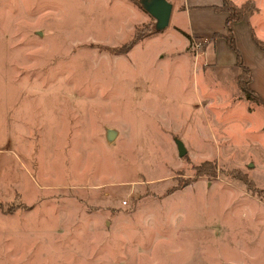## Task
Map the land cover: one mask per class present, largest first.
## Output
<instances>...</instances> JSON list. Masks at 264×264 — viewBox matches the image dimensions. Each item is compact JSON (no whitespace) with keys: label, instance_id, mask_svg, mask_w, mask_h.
<instances>
[{"label":"rangeland","instance_id":"obj_1","mask_svg":"<svg viewBox=\"0 0 264 264\" xmlns=\"http://www.w3.org/2000/svg\"><path fill=\"white\" fill-rule=\"evenodd\" d=\"M167 1L0 0V264H264V107Z\"/></svg>","mask_w":264,"mask_h":264},{"label":"crops","instance_id":"obj_2","mask_svg":"<svg viewBox=\"0 0 264 264\" xmlns=\"http://www.w3.org/2000/svg\"><path fill=\"white\" fill-rule=\"evenodd\" d=\"M232 1L238 6L243 3L239 0ZM223 4L224 0H183V2L180 1L178 6V13H183L186 15L189 29L187 32L178 27L176 28L177 32H179V30L183 31L182 34L180 32L179 33L183 36L185 41L184 49L187 48L188 45H190L189 37H191L192 40L202 39L208 42L216 34H220L221 36L227 35L226 22L228 14L216 12L214 9L215 7H223ZM174 10L175 9H173V12ZM249 15L250 14L247 13L244 17V20L240 23L233 24L232 28L234 30L238 48L244 57L246 65L251 69L253 73V79L252 83L250 84V88L264 99V50L260 49L253 40L254 25L252 24L251 17ZM210 47L211 44L207 46V51H209ZM226 47H228V45L225 39L218 38L217 40H215V45L212 49V62L214 68L218 65L220 61V55L218 50H226ZM234 58L235 61L231 62L229 65L230 67H233V65L235 66L231 69L232 71H234L235 79L237 82V78L240 75V70L236 66V57ZM240 93H242L243 95L242 90H240ZM252 198L254 197H251L250 200H253ZM256 199V201L260 203L261 200L259 201L257 197Z\"/></svg>","mask_w":264,"mask_h":264},{"label":"trees","instance_id":"obj_3","mask_svg":"<svg viewBox=\"0 0 264 264\" xmlns=\"http://www.w3.org/2000/svg\"><path fill=\"white\" fill-rule=\"evenodd\" d=\"M130 1H132L133 3H138L139 0H130ZM214 9L216 12H222L228 14V18L226 22L227 35L221 36L220 34H216L208 42L202 39H197L195 41L201 43L205 48L210 44L211 46L212 44L215 45V40H217L218 38L225 39L228 47L236 57V61H237L236 66L240 70V75L238 77V85L240 89L242 90L247 100L252 101L264 107V99L250 88V84L252 83V79H253V73L245 63L244 57L238 48L237 40L234 34V30L232 28L233 24L240 23L244 20L245 14L248 11V7L246 5L237 6L231 0H224L223 7H215ZM189 39H191V37H189ZM253 40L260 49L264 50L263 42L259 40L254 35V33H253ZM132 48L133 46H130L129 50H131Z\"/></svg>","mask_w":264,"mask_h":264},{"label":"water","instance_id":"obj_4","mask_svg":"<svg viewBox=\"0 0 264 264\" xmlns=\"http://www.w3.org/2000/svg\"><path fill=\"white\" fill-rule=\"evenodd\" d=\"M142 5L145 10L150 14L157 22V30H165L171 21L173 12V5L167 0H142ZM179 156L183 158L187 155V150L183 142L178 141Z\"/></svg>","mask_w":264,"mask_h":264},{"label":"built area","instance_id":"obj_5","mask_svg":"<svg viewBox=\"0 0 264 264\" xmlns=\"http://www.w3.org/2000/svg\"><path fill=\"white\" fill-rule=\"evenodd\" d=\"M195 48L198 50V51H201L203 49V45L201 43H196L195 44Z\"/></svg>","mask_w":264,"mask_h":264}]
</instances>
